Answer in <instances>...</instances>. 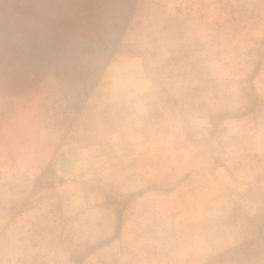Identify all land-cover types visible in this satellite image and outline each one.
<instances>
[{
  "label": "rangeland",
  "instance_id": "obj_1",
  "mask_svg": "<svg viewBox=\"0 0 264 264\" xmlns=\"http://www.w3.org/2000/svg\"><path fill=\"white\" fill-rule=\"evenodd\" d=\"M0 264H264V0H0Z\"/></svg>",
  "mask_w": 264,
  "mask_h": 264
},
{
  "label": "water",
  "instance_id": "obj_2",
  "mask_svg": "<svg viewBox=\"0 0 264 264\" xmlns=\"http://www.w3.org/2000/svg\"><path fill=\"white\" fill-rule=\"evenodd\" d=\"M71 166H72L71 162L69 160H66L64 156H61L60 169L64 172L70 173Z\"/></svg>",
  "mask_w": 264,
  "mask_h": 264
}]
</instances>
